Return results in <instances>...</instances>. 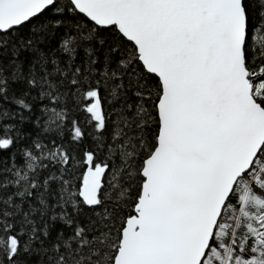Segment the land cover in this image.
<instances>
[{"label": "snow or ice", "instance_id": "1", "mask_svg": "<svg viewBox=\"0 0 264 264\" xmlns=\"http://www.w3.org/2000/svg\"><path fill=\"white\" fill-rule=\"evenodd\" d=\"M0 264H264V0H0Z\"/></svg>", "mask_w": 264, "mask_h": 264}]
</instances>
